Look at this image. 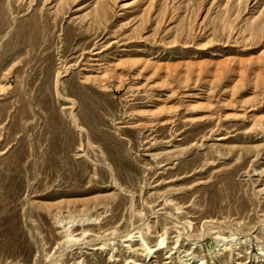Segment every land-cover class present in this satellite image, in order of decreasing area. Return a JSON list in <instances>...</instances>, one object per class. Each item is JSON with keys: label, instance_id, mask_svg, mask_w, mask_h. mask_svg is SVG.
<instances>
[{"label": "rangeland", "instance_id": "obj_1", "mask_svg": "<svg viewBox=\"0 0 264 264\" xmlns=\"http://www.w3.org/2000/svg\"><path fill=\"white\" fill-rule=\"evenodd\" d=\"M263 51L264 0H0V264H264Z\"/></svg>", "mask_w": 264, "mask_h": 264}, {"label": "bare ground", "instance_id": "obj_2", "mask_svg": "<svg viewBox=\"0 0 264 264\" xmlns=\"http://www.w3.org/2000/svg\"><path fill=\"white\" fill-rule=\"evenodd\" d=\"M256 27V26H255ZM257 36V35H256ZM263 55H264V51H263ZM263 70H264V68L263 67H261V66H259V67H253V68H251V70H250V73L251 74H253L254 75V77L256 78V79H259V78H261L262 76H263ZM241 73H243V72H241ZM78 123V122H77ZM79 125V124H78ZM226 150H228V153L227 154H229V155H233V154H235L236 152H243V151H248L249 149L248 148H237V149H231V148H229V149H226ZM240 155H242V154H240ZM239 155V156H240ZM234 157V156H233ZM13 163H14V161H12ZM15 168L13 169V167H6L3 171H1L0 170V176H1V178H2V181H0V188H3L4 187V182H8V180H10V179H12L14 176H15ZM3 182V183H2ZM263 185V184H262ZM167 200V199H166ZM99 203H101V205H102V202H99ZM99 205V204H98ZM96 206V205H95ZM106 207V206H105ZM239 207H241V210H243V209H245V207L243 206V205H239ZM48 208H51V206H48ZM94 208V207H93ZM92 208V209H93ZM54 209H56V212L58 211H60V210H62V209H65L67 212H69V214H71L73 211H79V209L77 208V207H71L70 205H68V204H66V203H59V204H57V205H55L54 206ZM87 209V208H86ZM85 209H80V211H84ZM90 210V208L88 209V211ZM87 212V211H86ZM53 213V212H52ZM66 213V212H65ZM84 213V212H83ZM57 214V213H56ZM60 214V213H59ZM84 215V214H83ZM89 215V214H88ZM62 216V215H61ZM66 216H68V215H65V217ZM83 217V216H82ZM71 218V217H70ZM88 219V218H87ZM86 219V220H87ZM59 220H60V218H59ZM82 220V219H81ZM75 221V220H74ZM73 222V221H72ZM68 223V222H67ZM2 224V222L0 221V225ZM65 224H66V222H65ZM234 226V225H233ZM231 228H232V226H231ZM230 228V229H231ZM90 229L89 228H81V234H80V236H75L74 234H73V232H72V229L70 228V226H67V225H65V228H64V230H63V236H64V238H65V240L67 241V242H73V243H76L77 241H79V240H81V239H83L84 237H83V235L84 234H86V232L87 231H89ZM1 233V232H0ZM130 233V232H129ZM234 234V233H233ZM88 238V237H87ZM166 238H167V235H164V236H161V237H159L158 238V241L156 242V244L154 245V246H152V248H150L148 245H145L144 244V250H145V252H146V254L147 253H149V252H151V251H155V250H157V249H159V248H161V247H163L164 245L163 244H165V246L167 245V242H165L164 243V241L166 240ZM224 243V242H223Z\"/></svg>", "mask_w": 264, "mask_h": 264}]
</instances>
